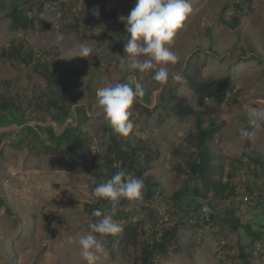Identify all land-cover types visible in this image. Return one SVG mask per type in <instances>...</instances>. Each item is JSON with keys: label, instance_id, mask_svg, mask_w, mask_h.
<instances>
[{"label": "rangeland", "instance_id": "rangeland-1", "mask_svg": "<svg viewBox=\"0 0 264 264\" xmlns=\"http://www.w3.org/2000/svg\"><path fill=\"white\" fill-rule=\"evenodd\" d=\"M26 1L0 0V98L9 95L20 105L0 117V264H86L80 257L78 241L90 233L88 225L92 222L85 210L86 204L93 201L91 162H99L101 142L107 135L105 128H111L98 106L96 92L100 87L126 82L129 75L142 84L145 95L129 110L132 132L126 137L117 134L116 138L160 150L159 160L148 171L161 187L157 201L150 204L156 216L169 218L173 204L169 197L185 176L183 163L191 146L178 148L182 138L194 129V116L177 119L168 102L173 95L184 96L204 120L216 115L222 122V133L215 136L212 147L217 155L233 159L224 160V172L232 173L231 181L239 188L236 214L257 228L254 222L261 220L260 212L264 210V169L234 167L239 166L235 160L242 152L264 157V123L257 127L247 121L253 107H264V0H250L236 29L222 21L233 16L229 8L223 9L229 0H190L192 11L170 45L179 60L175 65H163L169 72L164 85L152 79L154 71H123L120 67V56L132 63L124 53L128 36L121 17L129 13L135 0H109L118 12L117 18L109 22L101 17L97 0H43V24L12 30L9 14ZM38 1L41 0L30 3ZM35 8L34 5L31 16ZM58 34H62V40H57ZM81 42L92 47L90 59L75 56ZM10 44L21 46V55L32 50L34 55L49 58L41 62L35 57L26 65L20 58L1 57L2 48L9 52ZM251 47L261 62L251 59ZM187 61L194 64L193 72L202 79L215 81L229 76L231 99L221 106L211 100L198 105L186 81L191 70L186 69ZM37 62L55 72L49 85L33 71ZM177 72L182 76L179 82L171 79ZM65 90L68 100L63 107L69 108L65 120L53 119L58 109H36L41 99L47 102L50 98H64ZM153 101L154 106L147 107L151 110L147 112L145 105ZM241 127L252 133L250 138L240 135ZM79 132L89 142L91 152L85 167L70 170L65 165V147ZM181 200L183 204L187 202L186 197ZM141 203L131 201L126 206L131 221L145 216ZM204 206L203 213L211 210L209 205ZM153 222L159 228L164 220ZM144 229L147 228H140L137 241L125 254L115 249L116 240L112 248L104 242L107 254H99L95 264H139ZM215 230L205 227L183 232L180 249H171L157 264H241L242 246L252 254L250 264H264V238L249 245L250 238L240 229L231 231L219 226Z\"/></svg>", "mask_w": 264, "mask_h": 264}, {"label": "trees", "instance_id": "trees-1", "mask_svg": "<svg viewBox=\"0 0 264 264\" xmlns=\"http://www.w3.org/2000/svg\"><path fill=\"white\" fill-rule=\"evenodd\" d=\"M100 2L101 17L105 22L110 19H116L118 12L110 5L109 0H97ZM230 3L225 7L229 8L233 13L231 20L222 19L224 23L232 29H236L239 25L240 15L242 11H246L250 7V0H229ZM28 3V5H27ZM45 1L41 0L35 4L27 0L22 6L12 9L9 14L10 28L12 30H28L33 29L37 23L43 24L44 18L42 10ZM247 3V4H246ZM34 5L35 14L33 12ZM9 52L6 48H2L1 57L20 58V60L29 65L36 59L32 50H28L21 55V46L13 44L9 45ZM252 56L258 62L262 61L260 56H255V49L251 47ZM248 59V58H247ZM246 58L243 60L248 61ZM193 63L187 61L186 69H191L186 74V81L190 89L196 95L198 105L206 100H211L215 106H221L231 99L230 92L232 90L231 80L229 76L221 77L215 81L200 78L196 72H193ZM33 71L38 73L49 85L55 77V72L48 68L47 64L41 65L36 63ZM54 94V92H52ZM64 98L52 99L45 102L43 99L36 105V109L50 111L58 109L60 112L53 116V119L65 120L69 114V108L63 107L67 98V91L62 95ZM60 100V101H59ZM62 102L60 105L59 102ZM168 102H171V113L177 119L187 116H194V129L189 131L181 141L180 147L185 145L191 146L187 159L183 163L185 176L181 186L172 192L169 200L173 201L172 208L169 212V218L156 216L155 210L150 204L157 201V194L161 192L160 185L149 174L152 164L159 160L160 150L156 147H149L146 144H131L122 139L116 138L117 134H113L111 128H105L106 137L101 142V156L99 162H91V169L94 174L92 190L102 182L110 179L117 171L123 169L127 174L136 176L144 180L145 187L142 200H121L117 206L114 219L123 226V231L116 236H101L97 238L106 242L107 246L112 248V244L116 240L115 249L121 254H125L130 246H133L140 235V228L143 230L145 238H143L138 256L139 264H157L160 257L167 255L171 249H180L182 233L188 230H198L205 227L211 229L228 227L231 231L242 230L243 234L250 238L249 245L255 241L264 238V210L260 212L261 220L254 222L257 228H254L251 222L243 221L237 213V198L240 194L238 187L231 181L232 173L224 172V160L232 162L233 159L227 156L217 155L212 147L215 136L222 133L223 124L218 120L216 115H211L208 120H204L200 111L195 110L184 96H171ZM46 103V106L44 105ZM159 105V104H158ZM20 106L9 95L0 98V117L11 107ZM147 112L151 110L144 107ZM77 127V126H76ZM64 129L63 132H65ZM181 150V149H180ZM90 145L84 134L79 132L77 136L65 147L67 159L65 165L70 170H76L78 167L87 165L90 155ZM238 162L237 167L240 169L242 165H251L259 169H264V157L261 155L249 156L242 152L240 158L235 160ZM182 171V167L175 166ZM249 192L253 190L249 189ZM186 197L187 202L183 204L181 198ZM248 200V196H246ZM93 200V199H92ZM252 200V198H251ZM131 201H142V209L145 210V216L139 217L135 221H131V214L125 211V208ZM226 201L225 204L223 202ZM242 202V200H241ZM209 205L211 210L206 213L202 212V208ZM1 205V200H0ZM254 206V205H253ZM256 207V206H255ZM98 208L103 214H109L112 209L110 202L106 199H96L92 203L86 204L85 210L91 217L92 222L97 217L91 215L92 210ZM161 218L163 222L161 227H157L153 219ZM184 230V231H182ZM215 233L216 230H215ZM104 244V245H106ZM252 254L245 251L242 246L240 248L239 257L243 259L241 264H250L249 258Z\"/></svg>", "mask_w": 264, "mask_h": 264}, {"label": "clouds", "instance_id": "clouds-1", "mask_svg": "<svg viewBox=\"0 0 264 264\" xmlns=\"http://www.w3.org/2000/svg\"><path fill=\"white\" fill-rule=\"evenodd\" d=\"M190 0H135L134 6L126 16H122L128 39L124 44V53L132 60L127 63L125 56H120V67L123 71L128 68L141 73L154 71L152 79L164 85L169 80V72L163 65H175L179 57L170 49L177 30L191 13ZM59 15V13H58ZM58 34L57 40H62ZM92 47L81 42L75 56L91 58ZM144 57V59H137ZM176 82L181 81L180 73L171 76ZM145 95L142 84L135 76L129 75L126 82L115 83L97 89V103L102 108L104 119L116 134L128 136L133 128L129 111L134 102H141ZM145 105L146 107L154 106ZM250 126H261L264 123V107H253L247 114ZM242 137L250 138L252 133L246 128H239ZM144 180L127 174L123 169L117 171L110 179L98 183L92 190V197L106 199L110 202L112 211L103 214L98 208L91 215L97 217L89 223L90 233L82 236L79 241L80 257L86 264H95L99 254H107L104 242L97 238L101 236H116L123 231V226L114 219L117 206L121 200H142Z\"/></svg>", "mask_w": 264, "mask_h": 264}, {"label": "built area", "instance_id": "built-area-1", "mask_svg": "<svg viewBox=\"0 0 264 264\" xmlns=\"http://www.w3.org/2000/svg\"><path fill=\"white\" fill-rule=\"evenodd\" d=\"M35 57L37 59H40L41 62H44L46 59L48 60V58H49V56H45V55L41 56L40 54H35ZM244 199L245 200L247 199L246 196L244 197ZM205 210H206V208L203 207V211H205Z\"/></svg>", "mask_w": 264, "mask_h": 264}]
</instances>
